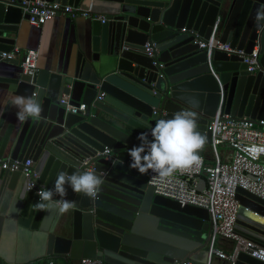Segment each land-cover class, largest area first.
Segmentation results:
<instances>
[{
	"label": "water",
	"instance_id": "95a60500",
	"mask_svg": "<svg viewBox=\"0 0 264 264\" xmlns=\"http://www.w3.org/2000/svg\"><path fill=\"white\" fill-rule=\"evenodd\" d=\"M46 1L74 6L88 2ZM98 1L105 21H91L73 62L38 69L32 77L21 71L0 76V82L13 86L12 95L34 97L43 109L38 118L23 122L15 115L3 131L2 117L0 158L30 159L45 189L53 187L60 171H94L104 183L95 199L67 187L65 199L73 207L66 213L58 208L34 211L39 196L27 188V180L19 171L0 170V190L7 192L0 234L14 225L38 232L46 243L44 256L64 258V264L80 258L105 264L187 259L202 264L211 244L207 210L155 193L146 174L128 166L127 152L139 143V133L178 111L196 114L205 137L199 156L211 144L207 122L220 102L226 114L264 120V0ZM28 18L21 8L0 1V55L14 49L9 34L18 33ZM218 18L219 42L246 53L257 47L254 72L238 55L215 50L208 60L199 47ZM147 42L154 44L152 57L144 52ZM0 61L19 64L15 58L0 56ZM99 93L102 97L95 99ZM64 95L70 104L84 103L85 113L67 111L60 102ZM114 160L120 163L113 166ZM204 185L200 178L197 189ZM235 197L241 206L236 232L264 246V225L245 214L248 210L264 217V200L242 188ZM235 264L264 263L240 252Z\"/></svg>",
	"mask_w": 264,
	"mask_h": 264
},
{
	"label": "built area",
	"instance_id": "2783aa9c",
	"mask_svg": "<svg viewBox=\"0 0 264 264\" xmlns=\"http://www.w3.org/2000/svg\"><path fill=\"white\" fill-rule=\"evenodd\" d=\"M10 5L21 8L24 14L29 16L28 22L33 26H42L47 21L57 16H65L70 19L78 17L98 19L102 23L104 16H99L91 11L90 5H70L58 1L46 0H0ZM92 1V0H90ZM216 20L212 32L206 41H199V47L207 53L208 60L215 50H221L230 54L238 55L247 64V70L254 72L258 68V51L254 47L250 53L244 50L232 48L229 44L221 43L217 39ZM144 52L152 57L155 52L154 44H144ZM17 48L10 52L1 53V58H14L18 53ZM38 53L29 49L20 63L21 72L30 77L37 71ZM160 67L162 64L159 65ZM99 93L95 99H100ZM60 102L66 104V110L71 113H85L86 105L69 103V97L63 96ZM210 131V148L214 158L213 164H207L202 156L186 168L175 170L171 175L159 177L158 174L149 171L146 174L147 182L154 187V192L173 199L181 206L193 205L207 210L212 231L210 234V249L206 262L202 264H213V256L227 264H235L240 252L264 263V246L253 241L242 238L235 230V224L240 209V203L236 199L237 188H242L264 200V120L250 119L247 117H235L224 113L220 102L213 117L207 122ZM227 145L232 150L229 162L222 163L219 160L218 147ZM103 154L108 155L109 149L105 148ZM0 170L9 172L19 171L27 180V188L33 190L37 195L46 190L38 182V175L33 168L30 159L25 161L12 159L10 157L0 158ZM205 185L201 191L197 189L199 179L202 178ZM55 201L61 198L54 197ZM259 216L258 214H255ZM263 218V217H262ZM264 219V218H263ZM264 225V221L260 222ZM217 237L234 240L231 253L215 248ZM75 264H105L98 258L75 259ZM65 261V260H64ZM74 260H68V264H74ZM48 264H54L52 260ZM175 264H191L190 260L179 261Z\"/></svg>",
	"mask_w": 264,
	"mask_h": 264
},
{
	"label": "crops",
	"instance_id": "0c3cea01",
	"mask_svg": "<svg viewBox=\"0 0 264 264\" xmlns=\"http://www.w3.org/2000/svg\"><path fill=\"white\" fill-rule=\"evenodd\" d=\"M101 4L102 1L98 0L86 1V5L91 7V11L99 16H103ZM81 5H85V3ZM91 21V19L83 17L70 19L65 16H57L39 27L31 25L27 21L23 22L18 33L9 34L15 40L14 49L19 50L14 57L19 60V64L13 65L0 61V76L13 77L19 73L21 71L20 63L25 52L29 49L36 50L38 53V69L54 68L63 63L73 62L77 52L84 47L85 35L90 31ZM12 89L11 84L0 82V120L4 117L2 131L17 112L11 103L15 97L11 93ZM220 147V150L218 149L220 162H229L232 150L225 144H221ZM202 157L207 164L214 163L210 146L204 147ZM6 195L5 189L0 190V213L7 205ZM255 219L259 223L261 222L260 219ZM234 243V240L217 237L214 246L225 253H231ZM45 244L42 234L38 232L24 229L18 225L4 228L0 234V264H35L44 259L57 261L58 258L54 259L56 258L54 256H44ZM59 260H61L60 264L65 263L64 258L59 257ZM76 262V260L73 261L74 264ZM213 264L227 263L213 256Z\"/></svg>",
	"mask_w": 264,
	"mask_h": 264
},
{
	"label": "clouds",
	"instance_id": "9594fccd",
	"mask_svg": "<svg viewBox=\"0 0 264 264\" xmlns=\"http://www.w3.org/2000/svg\"><path fill=\"white\" fill-rule=\"evenodd\" d=\"M17 109L16 116L21 122L28 118H38L42 105L34 97L17 95L12 99ZM139 143L128 149V166L140 174L149 171L163 178L175 170L186 168L198 159V152L205 143V137L197 126L196 114L192 111H178L169 118L158 119L154 126L137 136ZM113 166L120 163L114 160ZM104 177L94 171H60L51 189L38 193L39 200L33 205L34 211H47L58 208L61 214L73 207V202L65 199L67 187L74 193L95 199L98 196ZM60 197L55 201L54 197Z\"/></svg>",
	"mask_w": 264,
	"mask_h": 264
},
{
	"label": "trees",
	"instance_id": "16d2710c",
	"mask_svg": "<svg viewBox=\"0 0 264 264\" xmlns=\"http://www.w3.org/2000/svg\"><path fill=\"white\" fill-rule=\"evenodd\" d=\"M202 178H203V176H202ZM57 258H58V257H56V258H54V259H57ZM49 261H50V260L44 259V260H40V261H38V262L35 263V264H48ZM52 261L54 262V264L57 263L56 260H52Z\"/></svg>",
	"mask_w": 264,
	"mask_h": 264
},
{
	"label": "bare ground",
	"instance_id": "6f19581e",
	"mask_svg": "<svg viewBox=\"0 0 264 264\" xmlns=\"http://www.w3.org/2000/svg\"><path fill=\"white\" fill-rule=\"evenodd\" d=\"M245 213H247L248 215H252V217H254V218H258V219H260L261 221H264L263 218H261L260 216L255 215V214H253V213H251V212L248 211V210H245Z\"/></svg>",
	"mask_w": 264,
	"mask_h": 264
},
{
	"label": "rangeland",
	"instance_id": "374dc122",
	"mask_svg": "<svg viewBox=\"0 0 264 264\" xmlns=\"http://www.w3.org/2000/svg\"><path fill=\"white\" fill-rule=\"evenodd\" d=\"M220 148H221V147L219 146L218 149L220 150ZM57 262H58V263H61V260H59V258H58V259H57Z\"/></svg>",
	"mask_w": 264,
	"mask_h": 264
}]
</instances>
